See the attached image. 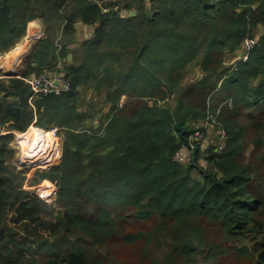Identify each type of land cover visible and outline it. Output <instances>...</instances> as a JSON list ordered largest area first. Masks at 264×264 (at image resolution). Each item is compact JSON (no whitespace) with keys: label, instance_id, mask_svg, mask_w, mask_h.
Returning a JSON list of instances; mask_svg holds the SVG:
<instances>
[{"label":"trees","instance_id":"trees-1","mask_svg":"<svg viewBox=\"0 0 264 264\" xmlns=\"http://www.w3.org/2000/svg\"><path fill=\"white\" fill-rule=\"evenodd\" d=\"M36 18L46 36L26 71L0 77V264H264V0H0V54ZM79 22L97 25L75 57ZM58 58L71 91L31 105L24 77ZM81 86L100 101L85 109ZM217 110L225 136L205 142L199 122ZM33 121L63 131L38 177L56 182L53 201L14 166L10 143Z\"/></svg>","mask_w":264,"mask_h":264},{"label":"built area","instance_id":"built-area-1","mask_svg":"<svg viewBox=\"0 0 264 264\" xmlns=\"http://www.w3.org/2000/svg\"><path fill=\"white\" fill-rule=\"evenodd\" d=\"M112 9L116 10L117 6H106L103 8V12H109ZM42 37V32L39 31L36 34L29 33L24 37L23 44L29 45L39 40ZM256 44L255 39H246L245 40V49L244 52L238 57V59H242L243 61L247 59L249 51L252 49L251 47ZM58 52V51H57ZM19 60H16L14 63H18ZM24 81L29 86V103L33 105V102L42 96L47 95H62L71 91V84L64 75H58L57 71L53 72H41L38 75H32L27 78H24ZM219 110L216 113L207 112L206 116L202 120L201 124L206 127H211L210 129H214L216 134L219 137L225 136L224 132L218 128L217 115ZM33 121L31 125L24 131L20 133H15L13 141L14 146L16 148V155L18 152L16 143L18 144L19 152L17 156V163L15 164L21 171L24 169L29 170L23 172L25 184L23 187L26 189H38L45 194V197L54 200L57 187L56 184L52 181H48L43 179L42 181H48L49 185L46 186L44 182L31 184L30 178L34 173H41L42 169L49 170L52 165L56 164L58 160L61 159L59 152L62 150V138L56 139L55 129H50L49 131L44 130L45 128L37 126ZM199 127V125L197 126ZM51 128V127H50ZM58 128V127H55ZM59 129V128H58ZM60 130V129H59ZM198 132V133H195ZM193 134L196 139L202 136L203 132L200 128H198ZM37 133L36 140L33 138V135ZM29 138H33V143L29 145V147L23 149L22 146L19 145L18 141H27ZM16 142V143H15ZM192 147V146H191ZM222 148V144L219 146V149ZM176 157L180 160H183L184 155L181 152L176 154ZM37 169L35 172L33 170ZM46 186V187H42ZM48 191L46 194L45 191Z\"/></svg>","mask_w":264,"mask_h":264},{"label":"crops","instance_id":"crops-1","mask_svg":"<svg viewBox=\"0 0 264 264\" xmlns=\"http://www.w3.org/2000/svg\"><path fill=\"white\" fill-rule=\"evenodd\" d=\"M93 28L94 27L88 26V25H84L81 22L76 24V32L74 34V39L72 41H70L68 44H66V48L67 49H71L72 51L76 52L75 57H79V56L82 55L81 52H80V50L82 49L80 47V44L83 41L88 40V39H90L93 36ZM39 31L42 32V37L39 38V40L44 39L46 35H45L44 29H43L42 21H41V19L36 18V19H33L30 22H28L27 27H26L25 36H27L29 33L36 34ZM258 33L261 35L260 30H255V31H253L254 36H252L251 38H246V39H256V40H258L257 37H256V35ZM25 36H23L22 39ZM33 44H35V42ZM63 44H64V42H63V40H61V33H59L55 37L54 43H53V46H55V50L58 51V53L62 50ZM22 48L23 47L21 46V42L19 41L11 50H9L8 52L4 53L0 57V61H1V63H0L1 76L0 77H5L4 74L7 72L6 71V66L7 67L9 66V69L12 68L13 60L16 59L18 53L14 57V59H12V60H5V59L8 58L11 54H14L15 52H19V50H20L21 54H23ZM68 54H72L71 61L68 62V63H71V62H73L74 55H73V53H68ZM230 57H232V56H230ZM61 61L62 60L58 61L57 65H56V67L54 69H50V71H47V72L57 71L58 75L66 76L65 75L66 72L64 71L63 64H62ZM228 61H230V59ZM231 61H233V60H231ZM26 65H27V63L25 62L21 66L22 67L21 75H22L23 72L26 71ZM23 68H24V70H23ZM33 74H35V73L29 74V75H33ZM200 74H201L200 68L196 67L193 70V72L191 73V77L194 76V75L195 76H199ZM79 91L81 92V95H82L83 99H85L86 102H87V104L85 105V109L88 107V104L95 105L94 101H95V99H97V97H96V93L93 92L92 88L86 89L84 86H81V87H79ZM99 108H101L104 112H106L108 110V106H103V107L98 106V107H96V109H99ZM95 121H96V119H94V122ZM213 136H214V131L210 130V129L207 130V135H206L204 141L208 142L211 138H213Z\"/></svg>","mask_w":264,"mask_h":264},{"label":"water","instance_id":"water-1","mask_svg":"<svg viewBox=\"0 0 264 264\" xmlns=\"http://www.w3.org/2000/svg\"><path fill=\"white\" fill-rule=\"evenodd\" d=\"M94 1H97V0H94ZM134 14H135V13H134L133 11H127V12H123V13H122V16H125V15L132 16V15H134ZM96 25H97V24H95L93 27H95ZM256 37H257V39H259V38H260V34L258 33V34L256 35ZM32 47H33V44L28 48V50H27V51L24 53V55H23L24 61H25L26 63L28 62V60H29V58H30V54H31V49H32ZM242 52H244V50H239V51L237 52V56H236L235 54L232 55L231 60H233V61H234V60H237L238 57L240 56V54H242ZM71 58H72V54H68L67 57H66V61H67V62H70V61H71ZM33 64H34V63H33ZM6 71H7V72L5 73V77H8V76H16V77H19V76L21 75V70H20V72L18 73L19 69L10 68V69H8V70H6ZM175 128H176L177 130H180L181 133L185 132V128L180 126L179 121H176V122H175ZM196 152H197V147H196V146L192 147V149H191V157H192V159H194ZM46 198H47L48 200L51 201L50 198H48V197H46Z\"/></svg>","mask_w":264,"mask_h":264},{"label":"rangeland","instance_id":"rangeland-1","mask_svg":"<svg viewBox=\"0 0 264 264\" xmlns=\"http://www.w3.org/2000/svg\"><path fill=\"white\" fill-rule=\"evenodd\" d=\"M256 45V44H255ZM255 45L254 46H252L251 48L253 49L254 47H255ZM19 52H20V50H19ZM19 52H15L14 54H11L8 58H6L5 60H12V59H14V57L17 55V53H19ZM56 53L58 54V52L56 51ZM61 59L60 58H58V61H60ZM0 63H1V61H0ZM21 67V64H20V66L18 67V69ZM25 68V67H24ZM24 68H23V70H24ZM9 69V66L7 67L6 66V70H8ZM20 72V70L18 71V73ZM4 76H5V74H4ZM96 97H97V99H95V103H97V101H100V95H98V94H96ZM231 105V100H227L226 102H224L221 106H225V105ZM84 107V106H83ZM100 116V114H98V115H96V117H99ZM90 120L88 119L87 120V122H89ZM197 126V125H196ZM61 131V137L63 138V136H62V130H60ZM195 133H198V132H195ZM194 133V134H195ZM216 134V132L214 133V135ZM13 141V140H12ZM16 143V142H15ZM16 146H17V149H18V152H19V148H18V144L16 143ZM15 147V146H14ZM192 147H194V146H192ZM191 147V148H192ZM62 148V147H61ZM15 151H16V148H15ZM18 152H17V155H16V153H15V158H14V163L16 164L17 163V156H18ZM61 156H62V150H61ZM59 162V161H58ZM58 162H57V164H58ZM56 164V165H57ZM39 176H38V174H37V172L36 173H34L33 174V176H31V178H30V182H31V184H36V183H42V182H44L45 183V185L46 186H48L49 185V182L48 181H50V180H48V181H42V179H37ZM52 182H54V181H52ZM55 184H56V182H54ZM23 184H25V181H23L22 182V187H23ZM46 186H42V187H46ZM56 187H57V185H56ZM24 188V187H23Z\"/></svg>","mask_w":264,"mask_h":264},{"label":"clouds","instance_id":"clouds-1","mask_svg":"<svg viewBox=\"0 0 264 264\" xmlns=\"http://www.w3.org/2000/svg\"><path fill=\"white\" fill-rule=\"evenodd\" d=\"M25 36V35H24ZM22 39V38H21ZM256 40V39H255ZM23 41H24V38L22 39V40H20V42H21V46L23 47L22 48V52H23V54H21V52H19L18 53V55H17V57H16V59L15 60H13V66H12V68H14V69H18V67L20 66V64H21V66L25 63V61H24V58H23V55H24V53L28 50V48L33 44V43H31V44H29V45H24L23 44ZM38 41V40H37ZM36 42V41H35ZM256 43H257V40H256ZM252 50V49H251ZM250 50V51H251ZM250 51H249V53H250ZM249 53H248V56H249ZM4 54V53H3ZM3 54H0V57L3 55ZM241 55V54H240ZM248 56H247V58H248ZM16 60H19V62L16 64V63H14ZM239 59H237V61H238ZM241 61H243L242 59H240ZM247 60V59H246ZM245 61V60H244ZM19 70H22V67H20L19 68ZM33 75H38V74H33ZM29 76H32V75H27L26 77H24V78H27V77H29ZM25 83H26V81H24ZM27 84V83H26ZM28 85V84H27ZM29 87V86H28ZM203 120V119H202ZM202 120L199 122V124L202 122ZM35 123V122H34ZM31 125V124H30ZM29 125V126H30ZM198 126V125H197ZM196 126V127H197ZM40 127V126H39ZM56 127V126H55ZM44 128V127H43ZM59 128V127H58ZM60 129V128H59ZM61 130V129H60ZM210 130H213L214 131V133H215V130L214 129H210ZM61 132V131H60ZM62 138V137H61ZM62 142H63V138H62ZM61 160V159H60ZM24 172V171H23ZM42 173V172H41ZM38 174V176H39V174L40 173H37ZM24 176V175H23ZM24 179V178H23ZM38 179V178H37ZM44 179H46V180H49V179H47V178H44ZM43 180V179H42ZM50 181H52V180H50ZM26 189V188H25Z\"/></svg>","mask_w":264,"mask_h":264},{"label":"bare ground","instance_id":"bare-ground-1","mask_svg":"<svg viewBox=\"0 0 264 264\" xmlns=\"http://www.w3.org/2000/svg\"><path fill=\"white\" fill-rule=\"evenodd\" d=\"M50 129H55V133H56V136H57L56 139H57V140L60 139V135H61L60 130H59L58 128H55V126H52L51 128H50V127H49V128L47 127V128L44 129V130L49 131ZM16 133H19V132H16ZM33 138H35L34 140H36V138H38V137H37V133L33 135ZM33 138H29L27 141H26V140H25V141L23 140L22 142H21V141H18V143H19L20 146H22L23 149H25L26 147L28 148L29 145H30L31 143L34 142V141H33ZM32 141H33V142H32ZM10 145L13 146V148L15 149V147H14V141H11ZM59 154H60V157H61V151L59 152ZM58 161L60 162V160H58ZM59 162H58V163H59ZM56 164H57V163H56ZM56 164L52 165V166L49 167V168H52V167L56 166ZM14 166L17 167L15 164H14ZM46 169H47V168L42 169L41 171L45 173V172H46ZM36 170H37V169L33 170V172H35ZM24 171H27L28 173L30 172V171L27 170V169H24Z\"/></svg>","mask_w":264,"mask_h":264}]
</instances>
